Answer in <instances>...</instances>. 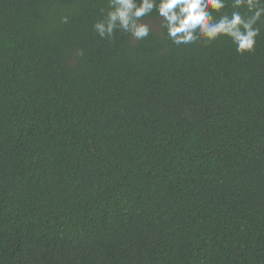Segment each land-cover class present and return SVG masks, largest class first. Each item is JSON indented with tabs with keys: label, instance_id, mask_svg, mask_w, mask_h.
<instances>
[{
	"label": "trees",
	"instance_id": "1",
	"mask_svg": "<svg viewBox=\"0 0 264 264\" xmlns=\"http://www.w3.org/2000/svg\"><path fill=\"white\" fill-rule=\"evenodd\" d=\"M106 8L0 0V264H264V27L101 39Z\"/></svg>",
	"mask_w": 264,
	"mask_h": 264
},
{
	"label": "clouds",
	"instance_id": "2",
	"mask_svg": "<svg viewBox=\"0 0 264 264\" xmlns=\"http://www.w3.org/2000/svg\"><path fill=\"white\" fill-rule=\"evenodd\" d=\"M153 13L177 46L227 37L243 54L254 50L264 27V0H107L93 28L101 39H111L119 30L139 40L149 35L142 21ZM67 21L61 17V22Z\"/></svg>",
	"mask_w": 264,
	"mask_h": 264
},
{
	"label": "rangeland",
	"instance_id": "3",
	"mask_svg": "<svg viewBox=\"0 0 264 264\" xmlns=\"http://www.w3.org/2000/svg\"><path fill=\"white\" fill-rule=\"evenodd\" d=\"M147 24H149L154 30L158 29V22H154V21H150L147 22Z\"/></svg>",
	"mask_w": 264,
	"mask_h": 264
}]
</instances>
